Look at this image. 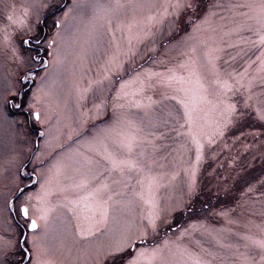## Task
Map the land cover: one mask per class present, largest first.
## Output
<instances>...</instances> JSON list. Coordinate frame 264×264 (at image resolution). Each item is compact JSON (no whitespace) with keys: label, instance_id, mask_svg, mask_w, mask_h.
Segmentation results:
<instances>
[{"label":"rangeland","instance_id":"obj_1","mask_svg":"<svg viewBox=\"0 0 264 264\" xmlns=\"http://www.w3.org/2000/svg\"><path fill=\"white\" fill-rule=\"evenodd\" d=\"M169 2L0 0V264H35L33 241L45 264H127L153 248L167 264H264V121L247 88L227 92L238 113L219 135L216 84L242 78L264 100V44L242 15L254 13L232 7L259 0H196L178 28ZM25 12L23 26L7 20ZM181 101L197 108L202 150ZM129 159L139 167L122 173Z\"/></svg>","mask_w":264,"mask_h":264},{"label":"snow or ice","instance_id":"obj_2","mask_svg":"<svg viewBox=\"0 0 264 264\" xmlns=\"http://www.w3.org/2000/svg\"><path fill=\"white\" fill-rule=\"evenodd\" d=\"M196 0H170L167 7H170L174 9V11L171 13V16L174 18L172 21L173 28H178V20L183 12L186 10H191L192 12L196 11L197 8ZM12 9L15 8V5L11 6ZM167 7L165 9V12L167 14ZM232 7L235 8H248L250 9L254 15H249V13H242L243 16L247 17L248 19H254L256 21V24L258 25V34L260 36V43L264 44V0H259L258 4H238L234 5ZM216 13L214 11H209L208 15L203 17L198 23L189 21L193 25V32H197L200 30L201 26L204 24H208L210 21V18L215 16ZM25 17L26 12L22 16H18L14 18V13L7 15V20L10 21L12 24H18L20 26H23L25 24ZM152 20H155V17L150 18ZM251 30V29H250ZM217 51L216 49L210 50L206 55L209 58V61L211 62L215 57L213 56V53ZM196 52L197 48L195 45L191 46L190 48V54L189 59L192 61L193 64H195L196 61ZM182 67H185V65H182ZM189 75H195V72H190ZM184 77H176L172 76L169 78V80H176L177 82H183ZM235 80V83H230L228 80H221L217 79L216 84L220 86V88L223 91L222 94L217 95V105L223 106V111L221 112V116H223L225 123L221 127V130L219 131V135H223V129L227 128L228 125L233 124L235 121V118L237 117L238 109L236 107V104L230 102V98L224 99L223 95H225L227 92H239L240 89L247 88L248 95L244 99V107H254V111L256 112L257 118L261 121H264V100L257 99L252 94V89L250 84H245L242 78H236L233 77ZM197 84L199 85V89L201 93H208L209 89L205 88L203 82L200 79H197ZM238 86V87H237ZM123 88V85L121 86ZM35 99V98H34ZM200 99L202 101H205L207 103H211V101H208L207 95H201ZM256 101L255 106L253 105V101ZM184 112V124L181 125V127L187 126L189 129L188 134L191 136L192 141L198 145V147L202 150L203 145L200 143V140L198 138V134L195 131L196 127V116L194 113L197 111V108L193 106L190 102L181 101ZM16 107H20V105H15ZM30 108H32L34 119L36 121L41 120V113L39 110H36L35 104H31ZM43 135V133H41ZM135 140L133 138L132 143H134ZM132 143H129V151L132 150ZM199 160V157L197 158ZM121 172L123 173L125 167L130 170H135L139 167V162L136 160H125L121 161L118 165ZM143 170V169H141ZM93 196L96 195V193L92 194ZM23 214L27 217L28 216V208L25 207L22 209ZM150 227L153 231L156 230L158 227L156 218L153 217L149 221ZM31 229L35 232L38 229V224L36 220H32L30 224ZM80 235L83 237L84 233L81 232ZM143 235H147V232H144ZM143 242V241H141ZM134 245L132 243H128L127 245L124 244H117L114 247V250L110 253H108V257H110L113 261H115L122 252L126 250V248H132ZM258 246L261 250L262 256L261 260L264 261V240H261L258 242ZM33 249L35 254V264H45L42 257L46 252V247L43 244H37L35 241H33ZM159 260L160 264H167V261L163 257L162 250L160 248H153L149 251L147 250H141L138 253H136L135 258L130 259L127 261V264H143V261H147V264H153V261ZM193 264H211L210 261L205 260L201 257H195L193 258Z\"/></svg>","mask_w":264,"mask_h":264},{"label":"water","instance_id":"obj_3","mask_svg":"<svg viewBox=\"0 0 264 264\" xmlns=\"http://www.w3.org/2000/svg\"><path fill=\"white\" fill-rule=\"evenodd\" d=\"M25 207H26V206H23L22 209L25 208ZM23 215H24V214H23ZM24 216H25V215H24ZM31 221H32V220H31ZM30 224H31V223H30ZM29 229L32 230L30 226H29Z\"/></svg>","mask_w":264,"mask_h":264}]
</instances>
